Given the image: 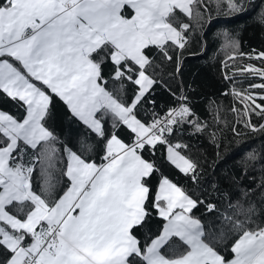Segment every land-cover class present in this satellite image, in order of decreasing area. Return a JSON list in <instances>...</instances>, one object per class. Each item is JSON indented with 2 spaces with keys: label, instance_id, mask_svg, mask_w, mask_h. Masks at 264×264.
<instances>
[{
  "label": "snow or ice",
  "instance_id": "1",
  "mask_svg": "<svg viewBox=\"0 0 264 264\" xmlns=\"http://www.w3.org/2000/svg\"><path fill=\"white\" fill-rule=\"evenodd\" d=\"M210 6L231 16L250 0H0V96L23 109L20 116L0 110V264H264V224L222 213L164 170L199 183V165L176 135L185 125L197 132L207 125L184 93L163 116H141L159 83L149 71L153 49L173 60L192 31L190 22L174 23L178 13L200 27L212 18ZM222 35L233 61L225 78L262 81L232 88L241 105L232 108L236 125L264 133V122H254L264 121V51L248 57L260 66L235 63L248 54L237 51L227 30ZM55 99L86 130L78 146L49 127ZM91 137L103 145L99 163L90 155ZM57 161L61 180L53 182ZM201 205L207 219L195 214ZM153 219L160 221L154 232ZM217 220L233 233L226 247L209 239Z\"/></svg>",
  "mask_w": 264,
  "mask_h": 264
},
{
  "label": "trees",
  "instance_id": "2",
  "mask_svg": "<svg viewBox=\"0 0 264 264\" xmlns=\"http://www.w3.org/2000/svg\"><path fill=\"white\" fill-rule=\"evenodd\" d=\"M208 11L212 13V18L209 20L205 16L200 27L196 26L195 20L189 21L186 16L178 13L174 23L190 22L192 31L185 48L178 54L173 53V60L164 59L153 49L154 67L149 71L159 83L142 102L141 116L145 119H150L153 113L163 116L176 105L182 91L196 117L207 125L203 132L185 125L176 135L192 148V153L186 154L193 160L198 159L201 174L199 183L188 180L183 174L167 166L164 168L166 174L174 177L202 200L217 203L222 213L239 219L249 218L253 222L250 226L254 227L264 224V133H253L242 125H236L237 116L232 108L235 106L239 109L241 105L230 93L233 87L248 88L249 84L262 81L258 77L239 75L232 79L225 78V74L232 76L233 61H228L232 49L223 47L222 33L227 30L238 42L237 51L248 54L237 58L235 63H254L260 66L259 60H250L248 57L264 51V23L259 20L264 4L262 0H250V6L245 11L231 16H217L211 6ZM99 56H104L105 65H108L106 54L100 52ZM225 61L229 64L227 68ZM117 86L113 84L114 88ZM131 94L132 85L129 84L125 89V98ZM0 110L16 116L23 115L22 108L2 96ZM254 122L264 121L254 117ZM233 126L245 134L235 135L231 130ZM49 127L61 141L69 145L78 146L81 137L86 135L84 127L70 116L59 99L54 101ZM108 127H111L110 121ZM121 131L124 132L123 129ZM211 133L216 134L215 143ZM88 143L94 145L91 158L99 163L103 157L102 143L95 137L89 138ZM251 152L256 153V160L249 159L248 154ZM153 158L160 163V153ZM62 167V162L57 161L52 170L53 182L61 180L59 169ZM36 180L37 183H42L39 176ZM62 187L63 184L60 183L57 190ZM194 211L198 217L203 214L207 219L208 214L203 205ZM159 223V219H153L148 228L154 232ZM232 238L233 233L220 220H217L209 233V239L217 248L226 247ZM173 247L177 253L182 251L178 244Z\"/></svg>",
  "mask_w": 264,
  "mask_h": 264
},
{
  "label": "crops",
  "instance_id": "3",
  "mask_svg": "<svg viewBox=\"0 0 264 264\" xmlns=\"http://www.w3.org/2000/svg\"><path fill=\"white\" fill-rule=\"evenodd\" d=\"M176 139L182 143H186L184 140H182L181 138L179 137H176ZM186 145H188V148L186 149V152L188 153H192V148L189 146V144L186 143Z\"/></svg>",
  "mask_w": 264,
  "mask_h": 264
},
{
  "label": "rangeland",
  "instance_id": "4",
  "mask_svg": "<svg viewBox=\"0 0 264 264\" xmlns=\"http://www.w3.org/2000/svg\"><path fill=\"white\" fill-rule=\"evenodd\" d=\"M188 155V154H187ZM188 156H190V155H188ZM194 161L196 162V163H198V159H194ZM199 164V163H198ZM59 186V184H57V187Z\"/></svg>",
  "mask_w": 264,
  "mask_h": 264
}]
</instances>
